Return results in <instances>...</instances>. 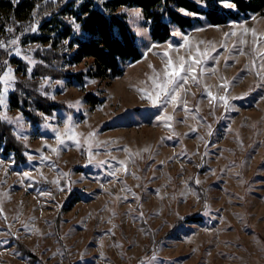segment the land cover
<instances>
[{
  "label": "rangeland",
  "instance_id": "1",
  "mask_svg": "<svg viewBox=\"0 0 264 264\" xmlns=\"http://www.w3.org/2000/svg\"><path fill=\"white\" fill-rule=\"evenodd\" d=\"M135 10H118L140 51L120 76L93 78L83 62L69 66L83 69L80 80L43 82L71 114L54 110L47 125L33 126L10 107L12 89L6 94L0 111L6 107L12 119L5 121L27 147L28 162L14 166L11 156L0 155V264H264V14L219 26L201 19L154 43L137 31L145 26ZM2 36L6 44L17 38L10 31ZM35 46L18 40L0 49L18 47L15 56L33 60ZM205 51L207 58L192 64L197 79L187 73L186 82H177V101L162 96V104L150 103L151 77H162L169 57L179 64ZM87 94L94 103L82 98ZM66 120L77 140L58 145L55 131L67 135ZM195 185L208 196L202 222L180 227L143 254L148 234L140 223L159 236L174 218L195 212ZM70 193L75 201L62 211ZM58 212L60 242L53 234ZM11 238L40 261L20 255Z\"/></svg>",
  "mask_w": 264,
  "mask_h": 264
},
{
  "label": "trees",
  "instance_id": "2",
  "mask_svg": "<svg viewBox=\"0 0 264 264\" xmlns=\"http://www.w3.org/2000/svg\"><path fill=\"white\" fill-rule=\"evenodd\" d=\"M231 3L235 7L225 6L219 0H207L206 5L194 0H80L79 3L77 0H16L15 3L13 0H0V40L4 31H10L19 38L22 46L36 45L32 50L33 64L15 56L12 49H0V74L8 66H13L16 74L8 103L10 107L17 108L31 125H45V116L41 113L47 115V120L54 110L72 113L63 100H53L44 94L52 91V86L43 84L45 78L56 82L80 80L86 75L83 69L73 71L69 66L83 62L89 63L90 71L87 73L91 77L115 78L122 74L125 63L139 60L136 35L126 16L118 12L120 8L139 9L150 39L163 43L172 36L173 27L185 31L201 19L219 26L251 14H264V0H231ZM182 8L187 13L181 12ZM71 17L76 18L79 31L73 28ZM33 25L36 31L31 30ZM65 40L68 43H64ZM82 98L95 102L91 94ZM26 151L27 147L16 137L12 125L0 120V155L11 156L14 166H21L28 162ZM194 190L198 196L195 212L174 218L169 228L159 236H155L145 222L140 223L148 234L143 254L154 251L167 238L174 236L180 227L202 222L208 196L199 185H195ZM74 201L73 193L67 195L62 211ZM61 212L53 218V234L58 242ZM11 242L15 250L28 257L30 262L39 260L16 238H11Z\"/></svg>",
  "mask_w": 264,
  "mask_h": 264
},
{
  "label": "snow or ice",
  "instance_id": "3",
  "mask_svg": "<svg viewBox=\"0 0 264 264\" xmlns=\"http://www.w3.org/2000/svg\"><path fill=\"white\" fill-rule=\"evenodd\" d=\"M13 2L15 3L16 0H13ZM80 0H77V3H79ZM199 2L202 5H206L207 0H199ZM219 2L225 6L228 7H235L234 4L231 3V0H219ZM126 10V9H125ZM136 11V15L139 17L140 16V11L139 9L135 10ZM181 12H185L187 13L186 9H180ZM193 15H196L195 13H193ZM150 19L149 18V23H150ZM71 21H72V26L76 31L80 30V25L78 23H76V18L75 17H71ZM28 30V29H26ZM32 31H36V26L33 25L31 27ZM138 32H147L148 29L144 28V29H137ZM227 35V34H226ZM18 37L17 38H13L11 41H9L7 44L0 40V48H6L9 45L15 46L18 44ZM185 39H187V37H185ZM64 43H68L67 40L64 41ZM155 43V42H154ZM168 46L169 48L173 47L171 41L168 42ZM179 47H183V45H179ZM12 51H15L17 54H20V50L18 47H13ZM165 53H167L168 49L164 50ZM196 53H199V49H196ZM196 53H193L190 56L187 57H181L180 60L181 62L179 64L175 63L171 57H169L167 59V63L164 64V71H163V75L162 77L157 74L156 76L151 77V79L153 80V86H154V90L152 93H145L146 98L150 101L151 104L153 105H157V104H162L164 101L161 99V97H167V96H171V101L168 102H172V101H177L178 97H177V91L178 89L176 88V84L178 81L183 80V81H187L188 76L186 75L187 73H193L192 79L195 80L197 79L195 73H196V68L192 67V64H196L199 65L200 62L204 59L207 58L208 53L205 51L204 53H201L198 57L196 55ZM24 59L27 60L29 62V64H33L35 63L34 60H31L28 56H24ZM151 67V65H150ZM28 73H29V77L31 76V68L28 69ZM16 80V77L14 75V70L9 66L6 70H4L2 72V74H0V106H5L6 105V94L8 93V91L12 88L15 87L14 81ZM157 81H159V83H157ZM45 82L47 83V78H45ZM62 83V81L60 82ZM227 83V82H224ZM179 87L182 89L183 88V84H180ZM140 91L142 93L145 92L144 89H140ZM45 95H50V93H44ZM246 94V93H245ZM209 96H212V93L209 92L208 93ZM144 98V97H142ZM221 101H224L225 106L227 107L228 105V97L227 96H221L220 97ZM76 104L79 105L80 104V100L78 99L76 101ZM41 115L45 116V124L47 125L48 120H47V115L44 113H41ZM19 119V114L18 117ZM11 117H9L7 115V110L6 107L4 108L3 111H0V120H9L11 121ZM157 119H161V117H157ZM167 120H171L172 117L169 115L166 117ZM169 127H171L170 125H168ZM55 130V129H54ZM65 133L67 135L62 134L60 131H55V139L57 141V144H63L65 139H70V140H77V136L78 134L75 132L74 127L66 120L65 121ZM208 134H211V126H209V131ZM92 133H89V136H91ZM85 142H88L87 140H85ZM78 143V141H77ZM49 147H51L49 145ZM146 150V149H145ZM45 159H47V157H45ZM121 165H124V161H120L119 162ZM126 170V168H125ZM24 175H28V173H24ZM197 183H199V181H197ZM133 195H135V193H133ZM0 211H2V209H0ZM142 215V214H141ZM155 257V253H153V257L152 259L154 260Z\"/></svg>",
  "mask_w": 264,
  "mask_h": 264
}]
</instances>
